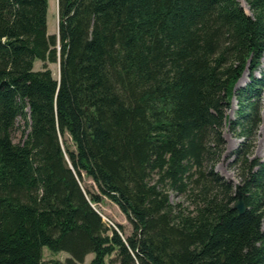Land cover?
Returning a JSON list of instances; mask_svg holds the SVG:
<instances>
[{"label":"trees","instance_id":"16d2710c","mask_svg":"<svg viewBox=\"0 0 264 264\" xmlns=\"http://www.w3.org/2000/svg\"><path fill=\"white\" fill-rule=\"evenodd\" d=\"M245 2L57 0L49 34L48 0H0V264H264V0ZM232 96L237 184L214 170Z\"/></svg>","mask_w":264,"mask_h":264},{"label":"rangeland","instance_id":"374dc122","mask_svg":"<svg viewBox=\"0 0 264 264\" xmlns=\"http://www.w3.org/2000/svg\"><path fill=\"white\" fill-rule=\"evenodd\" d=\"M50 5L48 9V23H47V32L49 34H57L58 29V12H57V0H49ZM241 5L248 12V7L245 0H240ZM46 66L51 70L52 76L58 78L59 74V62H45ZM43 66V62L40 60H35L33 64L34 70H39ZM261 69H264V53L261 60ZM257 74H259L257 72ZM248 81L247 71L245 70L242 76L237 80L235 87L242 86ZM261 103L264 108V90L261 95ZM237 102L234 96H232L228 108L225 110L226 114V123L222 129V135L224 138V152L220 156L219 161L215 164L214 170L225 179L231 181L233 184L240 182L239 171L236 164L234 163L233 151L239 144L242 138H240L236 133L231 131L228 127V121L236 117ZM23 120L18 119L17 125L12 133L13 141H21L24 138L23 134ZM250 157H257L259 159H264V110L261 111V122L255 132V141L253 151ZM84 181L87 184L91 183V180L87 177H84ZM170 200L172 202H182L184 197L175 192H170ZM100 209L103 219L108 222H115L122 224L125 234H128L132 225L127 219L126 215L120 210L117 204L111 200L104 198L100 204L97 205ZM262 228L264 229V217L262 218ZM43 260L47 263L53 261H64L68 257V253L65 251H51L47 247L42 248ZM113 254L106 258L105 264H113L110 262L113 258ZM93 253H89L85 256L84 262L79 264H89Z\"/></svg>","mask_w":264,"mask_h":264},{"label":"water","instance_id":"95a60500","mask_svg":"<svg viewBox=\"0 0 264 264\" xmlns=\"http://www.w3.org/2000/svg\"><path fill=\"white\" fill-rule=\"evenodd\" d=\"M235 195L237 196V199L233 204V208L236 209L239 213H243L246 209V206L244 204L243 193L238 189H235Z\"/></svg>","mask_w":264,"mask_h":264},{"label":"crops","instance_id":"0c3cea01","mask_svg":"<svg viewBox=\"0 0 264 264\" xmlns=\"http://www.w3.org/2000/svg\"><path fill=\"white\" fill-rule=\"evenodd\" d=\"M50 2L48 0V9H49ZM47 23H48V13H47Z\"/></svg>","mask_w":264,"mask_h":264}]
</instances>
